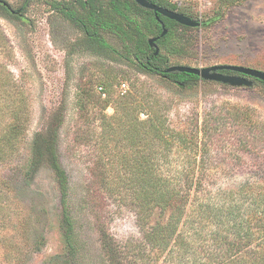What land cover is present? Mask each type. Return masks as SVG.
I'll return each mask as SVG.
<instances>
[{
  "label": "rangeland",
  "instance_id": "374dc122",
  "mask_svg": "<svg viewBox=\"0 0 264 264\" xmlns=\"http://www.w3.org/2000/svg\"><path fill=\"white\" fill-rule=\"evenodd\" d=\"M51 1L62 0H0L19 14L0 7V78L21 92L14 105L23 115V133L0 160V264H104L103 237L130 258L156 253L136 220L132 191L139 163L155 157L159 171L171 176L187 171L188 159L176 144L152 152L151 117L160 118L168 133L189 132L203 121L228 128L227 111L244 109L256 125L253 137L214 141L203 173L216 178L213 188H235L244 178L264 188V85L200 81L181 88L90 49L84 33ZM170 1L205 23L178 30L187 48L171 56L170 65L236 64L264 71V0ZM48 130H55L57 160L67 176L65 196L45 160L39 167L33 163L34 140ZM237 138L249 139L254 150H237ZM64 207L73 221L70 256L59 240ZM162 258L156 264H177Z\"/></svg>",
  "mask_w": 264,
  "mask_h": 264
},
{
  "label": "trees",
  "instance_id": "16d2710c",
  "mask_svg": "<svg viewBox=\"0 0 264 264\" xmlns=\"http://www.w3.org/2000/svg\"><path fill=\"white\" fill-rule=\"evenodd\" d=\"M149 1L188 15L170 0ZM225 1L228 4L234 2ZM50 6L77 26L85 35L86 45L97 53L113 54L141 72L166 76L181 88L196 86L200 81L206 83L191 73L164 72L170 65L171 56L186 52L187 44L183 43L178 30L189 31L192 27L155 14L133 0H62L51 1ZM0 7L8 14L19 16L3 4ZM160 22L167 30L163 36H160ZM105 35H111L117 46H113ZM149 37H156L157 54L148 44ZM255 82L264 85L261 80L253 79V84ZM20 93L15 84H8L0 78V160L5 147L11 149L23 133L22 111L14 105L16 101L20 102ZM133 111L137 118L138 108L133 107ZM227 112L232 120L230 127L221 125L216 128L212 121H203L200 128L189 132L176 130L168 133L160 118L148 119L152 152L168 150L176 144L179 150L184 149L187 153V171L166 175L159 171L155 157L139 163L141 172L135 179L138 188L134 187L132 191L137 206L136 220L139 228H143L150 249L156 253L130 258L126 253H116L110 239L103 237L104 264H156L160 256L162 262L175 261L177 264H264L263 186L258 181L244 178L235 188H213L216 178L203 173L208 165L209 147L214 141L224 143L232 137L250 138L254 135L256 125L244 109L234 107ZM261 130L264 132L263 124ZM55 140V130L37 135L33 143V163L39 167L45 160L44 164L52 170L65 196L67 176L57 160ZM237 140L240 143L237 150H254L249 139ZM58 228L59 240L66 250L64 254L70 256L73 221L66 207L59 217Z\"/></svg>",
  "mask_w": 264,
  "mask_h": 264
},
{
  "label": "water",
  "instance_id": "95a60500",
  "mask_svg": "<svg viewBox=\"0 0 264 264\" xmlns=\"http://www.w3.org/2000/svg\"><path fill=\"white\" fill-rule=\"evenodd\" d=\"M140 7L154 11L155 14H160L170 20H174L180 25L188 27H199L203 26L204 22L194 19L191 16L184 15L177 10H171L166 7L157 5L149 0H133ZM7 8V4L2 2ZM9 9V8H8ZM162 32L160 36L166 33V28L162 22ZM156 37H149L148 44L150 47L154 48V54L159 51L158 46L155 43ZM186 72L197 75L201 80L213 81L221 83L224 85H229L231 87H250L253 84V79H258L264 82V71L255 68L236 65V64H215L207 67H193L188 65L173 64L165 68L164 72ZM224 71H229L230 73H225Z\"/></svg>",
  "mask_w": 264,
  "mask_h": 264
},
{
  "label": "built area",
  "instance_id": "2783aa9c",
  "mask_svg": "<svg viewBox=\"0 0 264 264\" xmlns=\"http://www.w3.org/2000/svg\"><path fill=\"white\" fill-rule=\"evenodd\" d=\"M99 89H101V87H98ZM127 86H126V83L125 82H121L120 83V90L122 92H124L126 90Z\"/></svg>",
  "mask_w": 264,
  "mask_h": 264
},
{
  "label": "flooded vegetation",
  "instance_id": "af4514ba",
  "mask_svg": "<svg viewBox=\"0 0 264 264\" xmlns=\"http://www.w3.org/2000/svg\"><path fill=\"white\" fill-rule=\"evenodd\" d=\"M203 22V21H202ZM205 24V23H204Z\"/></svg>",
  "mask_w": 264,
  "mask_h": 264
}]
</instances>
